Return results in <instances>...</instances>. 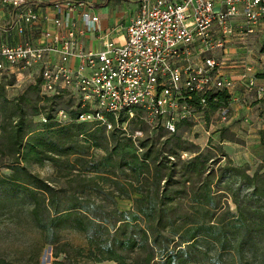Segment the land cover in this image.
<instances>
[{"label":"trees","instance_id":"obj_1","mask_svg":"<svg viewBox=\"0 0 264 264\" xmlns=\"http://www.w3.org/2000/svg\"><path fill=\"white\" fill-rule=\"evenodd\" d=\"M39 83L36 80L11 98L0 84V171H9L0 172V186L29 198L31 221L43 243L55 250L52 264H65L69 258L64 249L69 245L61 243L58 233L63 224L83 234L86 241V249H72V264H226L217 254L196 250L200 235L223 248L226 235L220 227L226 223L241 234L264 232V172L255 170L251 176L238 172L260 205L251 214L233 215L223 207L222 190H214L218 175L209 168L210 152L184 146L176 137L186 122L177 124L173 133L158 127L171 139L158 149L155 137L147 148V141L135 142L133 133L122 128L125 117L110 132L97 123L77 122L75 110L67 113L68 123H58V109L53 107L61 96L43 95ZM229 100L228 92H213L206 98V109L214 112ZM38 116L39 122L34 123ZM138 116L136 112L131 120H139ZM258 136L264 146V130ZM191 149L197 151H190L193 155L182 161L187 157L182 152ZM45 162L66 177L77 174L92 185L91 190L104 193L112 209L51 187L28 169ZM177 164L180 168L175 171ZM119 200L132 202L129 210L119 211ZM61 255L65 257L58 260ZM0 264L11 263L0 258Z\"/></svg>","mask_w":264,"mask_h":264},{"label":"built area","instance_id":"obj_2","mask_svg":"<svg viewBox=\"0 0 264 264\" xmlns=\"http://www.w3.org/2000/svg\"><path fill=\"white\" fill-rule=\"evenodd\" d=\"M137 2L124 42L104 40L99 51L90 53L79 48L77 37L96 30L98 17L82 13L79 28L74 16L90 6L86 0L52 1V31L38 28L46 0H0V75L36 70L34 82L39 80L43 95L67 96L76 103L77 122L97 123L110 132L121 117L129 121L139 112L149 129L173 133L180 122L203 115L209 94L231 96L234 82L222 74L228 39L259 34L264 48V0ZM31 29H38L36 41L27 37ZM243 74L247 93L264 98V84L253 68L245 67ZM68 115L58 110L56 121L66 124ZM141 135L135 131L132 139Z\"/></svg>","mask_w":264,"mask_h":264},{"label":"rangeland","instance_id":"obj_3","mask_svg":"<svg viewBox=\"0 0 264 264\" xmlns=\"http://www.w3.org/2000/svg\"><path fill=\"white\" fill-rule=\"evenodd\" d=\"M37 74L36 70H32L31 74L28 71H22L21 75L17 76L2 74L0 84L5 85L7 96L11 98L22 93L32 84ZM258 102L238 94L234 102L228 101L226 107L214 112L206 109L201 117L193 122L181 124L176 132V137L184 143V146L193 145L199 152H210L213 159L208 162L209 168L216 170L218 175L214 190H222L221 193L224 195L221 201L225 203L223 207L233 215L241 212L251 214L260 205L256 197L252 195V188L242 181L238 173L244 172L251 176L255 170L260 174L264 172V146L261 145L258 136L259 130H264V99L259 106ZM74 106L77 108L72 99L61 96L54 101L53 108L69 113L74 110L72 108ZM39 119V116L34 117L33 122L38 123ZM124 127L127 133L141 131L139 140L147 141V148L151 146L148 142L155 137L158 149H164L163 143L171 139L166 132L158 128L149 129L141 125L139 120L126 121ZM194 150L197 151L191 149L182 152L186 153L187 157L180 159L187 161L193 155L190 151ZM222 155H225V158ZM179 168L177 164L175 171ZM28 169L51 187L62 189L68 195L74 194L79 198L88 197L102 204L106 210L112 209L104 193L91 190L89 187L92 185L83 182L77 174L66 177L65 172L56 171L47 162L41 166L31 165ZM0 172L9 174V171L5 169H1ZM102 186L103 191H106L107 186ZM131 205L132 202L127 200L117 201L119 211L129 210ZM30 208L31 203L24 192L13 190L5 185L0 186V258L11 264H52L55 260L53 257L55 250L43 243L42 235L31 221ZM220 229L226 235V244L223 248L202 234L197 239L196 250L206 251L210 255L217 254L226 264H264V232L241 234L228 223L222 225ZM58 233L61 243L69 245L64 248L69 257L64 262L72 264L75 262L72 258V249H86L84 235L72 229L69 224L61 225ZM64 255H61L58 260H62Z\"/></svg>","mask_w":264,"mask_h":264},{"label":"crops","instance_id":"obj_4","mask_svg":"<svg viewBox=\"0 0 264 264\" xmlns=\"http://www.w3.org/2000/svg\"><path fill=\"white\" fill-rule=\"evenodd\" d=\"M45 6L39 9L41 23L39 29L53 30L51 20L54 17L52 10V1L46 0ZM83 1V0H81ZM90 3L87 8H80L79 13H74L77 26H83L81 19L82 13L90 16L98 17L96 30L84 31L77 37L78 46L83 51L97 52L102 47L104 40H110L115 44L124 42V31L130 20L134 16L138 2L137 0H86ZM218 1V0H216ZM81 11V12H80ZM44 17H48V21H44ZM236 21L235 23H238ZM234 23V24H235ZM38 29H31L27 32V37L31 41H36L38 37ZM220 56V55H219ZM222 74L234 82V88L231 92L230 101L234 102L238 94L243 98L255 99L258 106L262 103V97H257L255 93L249 94L246 91L245 83L241 78L244 75L245 67H252L258 75L259 83L264 84V48L260 42L259 34L248 36L246 40L239 38L228 39V44L223 50ZM220 58V57H219ZM69 66L75 68V59H70Z\"/></svg>","mask_w":264,"mask_h":264}]
</instances>
